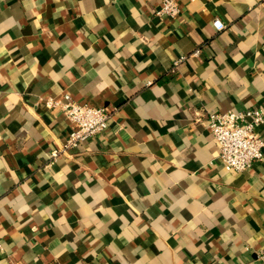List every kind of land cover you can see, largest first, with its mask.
Returning a JSON list of instances; mask_svg holds the SVG:
<instances>
[{
	"label": "crops",
	"instance_id": "1",
	"mask_svg": "<svg viewBox=\"0 0 264 264\" xmlns=\"http://www.w3.org/2000/svg\"><path fill=\"white\" fill-rule=\"evenodd\" d=\"M163 1L0 0V264H264V161L208 124L264 108V0ZM66 94L111 120L54 159Z\"/></svg>",
	"mask_w": 264,
	"mask_h": 264
},
{
	"label": "built area",
	"instance_id": "2",
	"mask_svg": "<svg viewBox=\"0 0 264 264\" xmlns=\"http://www.w3.org/2000/svg\"><path fill=\"white\" fill-rule=\"evenodd\" d=\"M179 1L164 0L157 16L178 17L181 14ZM214 25L218 30L226 28L220 20H216ZM198 54L199 50L193 53V55ZM47 105L62 111L74 126L61 149L52 152L51 157L54 159L60 152L78 147L103 134L111 120V113L105 108L77 103L68 94L64 95L62 100L49 99ZM208 124L219 146L218 158L228 171L244 172L251 169L256 162L264 161V139L257 131L264 125V108H252L244 112L212 113ZM260 258L264 259V248L260 252Z\"/></svg>",
	"mask_w": 264,
	"mask_h": 264
}]
</instances>
